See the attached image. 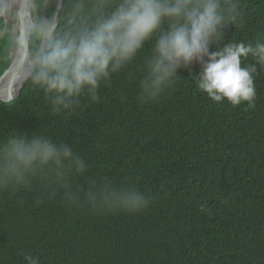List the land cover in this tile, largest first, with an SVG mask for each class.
Listing matches in <instances>:
<instances>
[{
    "label": "trees",
    "instance_id": "1",
    "mask_svg": "<svg viewBox=\"0 0 264 264\" xmlns=\"http://www.w3.org/2000/svg\"><path fill=\"white\" fill-rule=\"evenodd\" d=\"M242 8L243 22L225 30V41L264 34V0H242ZM7 47L0 41V67L10 62ZM148 54L146 46L101 85L96 102L82 96L73 112H52L29 82L0 102V137L21 131L62 141L86 160L87 177L150 197L140 212H99L70 207L38 183L0 189V264H26V254L40 264H264V70L254 107L213 102L197 88V64L142 104Z\"/></svg>",
    "mask_w": 264,
    "mask_h": 264
},
{
    "label": "clouds",
    "instance_id": "2",
    "mask_svg": "<svg viewBox=\"0 0 264 264\" xmlns=\"http://www.w3.org/2000/svg\"><path fill=\"white\" fill-rule=\"evenodd\" d=\"M56 1L55 11L45 14L51 0H0V41L9 46L6 53L11 45L20 50L15 64L0 67L7 101L27 81L42 91L52 112H73L82 96L96 102L101 85L148 46L140 103L158 100L178 70L197 64V88L213 102L255 106L264 34L254 41H225V30L244 20L242 0ZM87 172L86 160L67 143L36 132L0 137V189L38 183L51 195L62 193L70 207L99 212L136 213L149 206L150 197L134 185L98 181ZM79 178L86 183L77 184ZM24 260L40 264L32 255Z\"/></svg>",
    "mask_w": 264,
    "mask_h": 264
},
{
    "label": "water",
    "instance_id": "3",
    "mask_svg": "<svg viewBox=\"0 0 264 264\" xmlns=\"http://www.w3.org/2000/svg\"><path fill=\"white\" fill-rule=\"evenodd\" d=\"M56 2H57V1H56ZM55 8H56V6H55ZM54 11H55V9H54ZM10 48H11V51H10V54H8V58H9V60H10L11 63L15 64V62H16V58H17V56L19 55L20 50H18V49L15 47V45H11ZM26 82H27V81L23 82V83L17 88V90H16V94H15V97H14L11 101H13V100H15V99H17V98L19 97L20 92H21V90H22V88L24 87V85H25ZM11 101H7V94H6L5 92H3L2 90H0V102H1V103H9V102H11Z\"/></svg>",
    "mask_w": 264,
    "mask_h": 264
},
{
    "label": "flooded vegetation",
    "instance_id": "4",
    "mask_svg": "<svg viewBox=\"0 0 264 264\" xmlns=\"http://www.w3.org/2000/svg\"><path fill=\"white\" fill-rule=\"evenodd\" d=\"M55 4H56V0H51L48 6L44 9V13L50 14L51 12H53Z\"/></svg>",
    "mask_w": 264,
    "mask_h": 264
},
{
    "label": "bare ground",
    "instance_id": "5",
    "mask_svg": "<svg viewBox=\"0 0 264 264\" xmlns=\"http://www.w3.org/2000/svg\"><path fill=\"white\" fill-rule=\"evenodd\" d=\"M54 9H55V6H54ZM54 9H53V11H54ZM9 54V53H8ZM10 61V60H9Z\"/></svg>",
    "mask_w": 264,
    "mask_h": 264
}]
</instances>
